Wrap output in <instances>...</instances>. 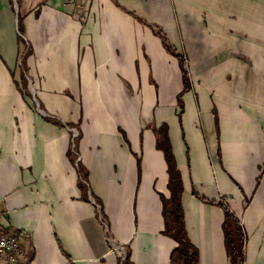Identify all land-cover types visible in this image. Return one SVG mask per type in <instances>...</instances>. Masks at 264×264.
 Returning a JSON list of instances; mask_svg holds the SVG:
<instances>
[{
  "label": "crops",
  "instance_id": "0c3cea01",
  "mask_svg": "<svg viewBox=\"0 0 264 264\" xmlns=\"http://www.w3.org/2000/svg\"><path fill=\"white\" fill-rule=\"evenodd\" d=\"M146 1L0 0V228L19 233L31 264H70L65 254L73 264H120L118 246L129 251V264H170L177 244L161 234L158 192L163 191L156 183L166 177V189L167 174L152 132L165 123L183 181L185 224L199 251L198 264L230 263L223 210L203 202L193 190L230 208L245 235V264H264V71L248 78L233 75L235 91H228L231 72L238 63L249 65V56L230 54L223 64L208 59L197 64L181 44L179 25L174 23L173 30L161 23L191 20V14L172 9L173 1L167 0L170 13L159 15V9L144 8ZM147 24L160 28L187 57L191 89L182 96L181 121L178 61ZM137 36L142 40L135 42ZM21 57L36 108L19 90ZM167 57L175 60L170 77L178 83L173 115L159 122L153 115L138 132L116 125L119 146L130 158L117 160L114 151L96 156L86 152L97 145L114 146L82 140L84 101L101 104L116 91L131 97L140 90L144 103L154 94L159 104L165 93L156 73ZM196 66L209 71L202 81L206 87L199 85ZM224 87L226 91L220 90ZM65 126L77 128L78 137L71 139ZM146 130L154 139L145 143ZM145 156L153 162V174ZM79 183L87 187V200ZM116 191L123 194L115 210Z\"/></svg>",
  "mask_w": 264,
  "mask_h": 264
},
{
  "label": "rangeland",
  "instance_id": "374dc122",
  "mask_svg": "<svg viewBox=\"0 0 264 264\" xmlns=\"http://www.w3.org/2000/svg\"><path fill=\"white\" fill-rule=\"evenodd\" d=\"M70 2V0H67ZM163 0L146 1L144 8L159 9V15H168L171 11V6L167 4V0L160 5ZM171 1V0H170ZM172 9H177L179 13L188 12L191 14V20H181L180 22L162 21L168 28L174 30V23L179 25L181 31V44L183 43L188 49L192 58L197 60V64L203 60H213L212 64H223L227 62L226 57L230 54H239L249 56L251 63L241 65L231 72L229 76L228 91H235V81L233 75L244 76L246 78L259 75L260 70L264 71V0H172ZM190 2V3H189ZM181 14H179L181 16ZM151 22V21H150ZM154 23V21H153ZM134 25V23H133ZM136 27V26H135ZM144 36L146 32L143 30ZM142 38L137 36L135 42L141 41ZM181 49V48H179ZM23 58V57H21ZM187 58V57H186ZM218 59V60H216ZM253 62V63H252ZM20 65V64H19ZM19 68H21L19 66ZM22 69V68H21ZM175 70V60L172 57H167L164 67H160L156 76L161 87L160 103L155 105L154 94L150 97L147 103H144L141 98L140 90L133 91L131 97L125 95L122 90L116 91L107 102L101 104L95 101H84L86 117L82 123L84 136L82 140L90 142H108L112 143L114 150L107 147L90 148L85 150L94 155H105L107 152H113L116 159L130 158L128 151L119 146V139L115 132V126L123 124L128 130L138 132L139 129H145L144 125L151 123L153 115L157 121L163 118L167 119L173 115L172 107L174 106V94L178 90V83L171 81L170 71ZM196 71L199 72L198 80L200 87H206L203 84L204 76L209 74V71H204L200 66H196ZM192 75L195 77V68ZM170 77V78H169ZM175 80H177L175 76ZM167 85L164 87V85ZM166 88V91H165ZM220 90L226 91V87ZM29 91V90H28ZM94 93V92H91ZM30 94V93H29ZM88 96L90 94H87ZM27 102L36 108L35 101L28 96ZM176 106V105H175ZM169 111V113H167ZM157 113L163 115L157 117ZM88 114V115H87ZM64 130L69 132L72 139L74 131L75 137H78L77 128L74 126H65ZM154 136L150 131L144 132L145 143ZM151 139V140H152ZM160 156V155H159ZM146 159V160H145ZM149 174L154 171L150 159L145 156ZM128 161V159H127ZM126 161V162H127ZM164 170V168H163ZM122 172V169L119 170ZM127 172V170H126ZM166 177L164 178V181ZM160 179L156 183V187L165 193L164 183ZM123 180L119 186L123 184ZM126 183H130L127 181ZM123 191H116V200L113 202V209L116 210L118 199ZM123 197V195H122ZM127 196L125 199L127 200ZM103 220V219H102ZM105 223V221L103 220ZM106 224V223H105ZM126 249L122 246L116 248V253L119 258L126 257ZM228 256V255H227Z\"/></svg>",
  "mask_w": 264,
  "mask_h": 264
},
{
  "label": "trees",
  "instance_id": "16d2710c",
  "mask_svg": "<svg viewBox=\"0 0 264 264\" xmlns=\"http://www.w3.org/2000/svg\"><path fill=\"white\" fill-rule=\"evenodd\" d=\"M134 15V14H133ZM136 17V16H135ZM142 23V20H139ZM148 25V24H147ZM19 30H21L20 20L18 23ZM152 32L159 37L163 48L177 61L181 71L182 89L177 93L176 100L178 105L177 117L181 121L183 113V99L184 93L191 89V80L189 70L187 68V59L185 54L176 50L175 47L169 42L166 34L160 29L152 25H148ZM21 39V38H20ZM20 66L22 73L20 74L19 90L23 95H29L27 89V78L24 73V58H21ZM24 70V71H23ZM18 84V83H17ZM49 121H53L55 124L60 125L61 123L47 118ZM124 138L125 132L118 129ZM152 132L155 136V148L162 152L164 161L166 164L167 182L166 189L168 194L165 195L163 192H158L159 201L161 204V217L163 222V229L161 234L171 238L176 242V247L170 252L169 262L170 264H198L199 263V251L190 241L184 217V209L182 206V194L184 190L181 173L177 167L175 157L172 152L171 143L169 140L167 126L165 123H161L158 127H152ZM139 160L137 159V166ZM79 188L82 191V198L87 200V187L79 183ZM192 193L200 200L206 203H215L223 210V222L222 230L224 235V246L228 255L230 264H237L238 262L244 261V246H245V235L242 230V226L235 214L230 208L223 202H213L205 198H202L194 190ZM95 201L100 205L99 199L95 198ZM64 253V252H63ZM67 259L71 262L68 254H65ZM123 264H129V251H127L126 257L122 262Z\"/></svg>",
  "mask_w": 264,
  "mask_h": 264
},
{
  "label": "built area",
  "instance_id": "2783aa9c",
  "mask_svg": "<svg viewBox=\"0 0 264 264\" xmlns=\"http://www.w3.org/2000/svg\"><path fill=\"white\" fill-rule=\"evenodd\" d=\"M100 222L104 224L103 218L99 215ZM125 257L121 258L120 264H123ZM0 264H31L21 247L19 233L9 232L0 228ZM237 264H245L244 261Z\"/></svg>",
  "mask_w": 264,
  "mask_h": 264
},
{
  "label": "water",
  "instance_id": "95a60500",
  "mask_svg": "<svg viewBox=\"0 0 264 264\" xmlns=\"http://www.w3.org/2000/svg\"><path fill=\"white\" fill-rule=\"evenodd\" d=\"M75 137V133L73 134V136H72V139Z\"/></svg>",
  "mask_w": 264,
  "mask_h": 264
},
{
  "label": "bare ground",
  "instance_id": "6f19581e",
  "mask_svg": "<svg viewBox=\"0 0 264 264\" xmlns=\"http://www.w3.org/2000/svg\"><path fill=\"white\" fill-rule=\"evenodd\" d=\"M74 133L76 134V130L74 131Z\"/></svg>",
  "mask_w": 264,
  "mask_h": 264
}]
</instances>
